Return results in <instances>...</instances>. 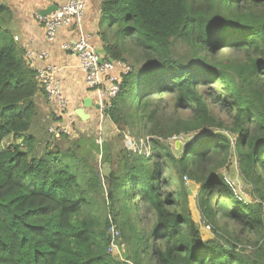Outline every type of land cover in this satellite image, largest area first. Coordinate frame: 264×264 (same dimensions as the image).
<instances>
[{"label":"trees","instance_id":"trees-1","mask_svg":"<svg viewBox=\"0 0 264 264\" xmlns=\"http://www.w3.org/2000/svg\"><path fill=\"white\" fill-rule=\"evenodd\" d=\"M100 7L105 57L132 64L104 114L122 134L146 136L141 149L120 150L105 177L87 154L107 152L103 161L112 165L108 140L77 138L75 148L93 145L86 155L50 144L37 152L29 132L35 96L46 93L2 32L9 8L0 2V264H264V0H101ZM181 135L189 137L176 150L170 139ZM10 137L20 141L4 148ZM233 150L254 201L223 171ZM188 181L199 184L202 218L214 229L220 218L238 223L251 248L203 239ZM106 190L112 217L102 220L93 214L95 194ZM143 211L153 219L146 231L135 221ZM113 240L124 256L110 250Z\"/></svg>","mask_w":264,"mask_h":264},{"label":"crops","instance_id":"crops-1","mask_svg":"<svg viewBox=\"0 0 264 264\" xmlns=\"http://www.w3.org/2000/svg\"><path fill=\"white\" fill-rule=\"evenodd\" d=\"M100 1L89 0L82 26V30L91 35L92 44L99 54L102 50L105 51L103 41L98 34L102 22ZM0 2L9 8L2 19L4 33L14 38L16 44L24 51V56L29 64L36 70L49 64L58 67L57 76L63 95L75 115L70 135L76 139L82 137L98 139V131L102 128V134L107 136L108 132L105 127L108 128L110 124L114 126V123L100 109V94L87 87L79 59L62 49L63 43L74 42L78 39L79 30L63 28L59 31L57 40L49 42L36 14L54 4L49 3V0H0ZM28 51L34 52L35 56L28 58ZM39 53H46L47 56L36 57ZM35 102L38 112L33 119L29 133L33 134L40 143L42 142L40 137L42 129L48 131V128L53 124L65 120L56 115L55 108L46 94H37ZM107 139L105 138V141Z\"/></svg>","mask_w":264,"mask_h":264},{"label":"built area","instance_id":"built-area-1","mask_svg":"<svg viewBox=\"0 0 264 264\" xmlns=\"http://www.w3.org/2000/svg\"><path fill=\"white\" fill-rule=\"evenodd\" d=\"M50 2L57 6L55 11L45 16L40 13L36 14L37 19L43 24L45 36L49 42H54L57 40L59 31L63 28H77L79 30L78 39L74 42L63 43L62 49L79 59L85 74L86 85L89 89L96 90L100 94V109L104 113L112 105L113 99L120 90L123 74L130 72L132 67L126 62L103 57L94 48L91 35L82 30L89 0H49ZM34 56V52L28 51V58ZM46 56V53L36 55L39 58ZM101 57L103 58L101 59ZM57 71H59L58 67L52 64L37 70L39 82L48 100L54 106L56 115L65 120L48 128L53 137L60 138L64 134L71 133L75 115L69 108L68 100L63 95ZM99 131L100 136L97 142L102 146V128ZM111 230L120 236L114 225ZM117 245V242L113 240L110 250L113 247L117 248Z\"/></svg>","mask_w":264,"mask_h":264},{"label":"rangeland","instance_id":"rangeland-1","mask_svg":"<svg viewBox=\"0 0 264 264\" xmlns=\"http://www.w3.org/2000/svg\"><path fill=\"white\" fill-rule=\"evenodd\" d=\"M2 32H5L3 29V25H2ZM128 65H132L131 62L128 60V62H126ZM132 67V66H131ZM213 111L219 115V117L224 121V122H229L231 119L230 117H228L226 112H222L221 109H219V107H216V105H211ZM169 109L170 106H169ZM88 130H91L90 128H88ZM105 130L108 132V135H104L101 134V137L103 139V144L105 141V138H108L107 140L109 141L108 143V147L109 149V154L113 159V164L111 165L109 162H104L103 158L107 157L106 153L104 152L105 155H97L96 153H89L87 154L88 159L90 160V162L93 163V166L96 167L98 170L101 171V174L103 177L107 176V174H109V171L111 170V166H116L119 158L122 154H120V150H122L123 148H128L129 150H138L141 149L143 147L144 144H146V136H142V135H134L133 133H126L125 135L122 134L116 127V125H109L108 128L105 127ZM69 133V134H64L63 136H61L60 138H55L53 137L49 131L42 129L40 132V137L42 139V142H38V153L39 154H43L44 152V148L47 144H50L51 147L53 148H57V146L61 147L63 150H66L70 147H74V150L78 151L81 155H86L87 151H90L88 149V147H92L93 145L87 141L85 143H83V147L82 149L79 148H75L76 144H75V140L76 138H73ZM98 138L100 136V131H98ZM105 137V138H104ZM189 137V136H188ZM187 136L181 135V136H174L170 139V142L172 145H174V148L177 150L179 149L183 142H185L186 139H188ZM19 142V139H12L11 137L9 139H7L4 144L3 147L4 148H12L13 147V142ZM145 149V148H143ZM87 158V157H86ZM227 179L233 184L235 185V189L237 191V193H239L244 200L246 201H254L251 197H250V187L249 185H247L241 178L240 176V169H239V161L237 158V154L236 152L233 150L232 151V155L230 157L229 160V164L226 168L223 169ZM188 189L190 191L189 194V210L191 212L192 218L193 220L196 222V224L198 225V227L201 230V234L203 239L205 240H214L215 242H221V243H234L237 242L239 243V246L242 248H251L252 246L250 245L251 242H253V237L250 236L249 232L246 230H242L241 229V225H239L238 223L231 221V220H226V219H219V224L216 227V229H214V227L212 226L211 223L205 221L202 218L201 212L197 206V193H198V189H199V184L192 182V181H188ZM105 187V186H104ZM96 198L98 199V204H97V208L96 210H93V214L95 216H99L102 220H104L105 216L108 215L110 218L112 217V209L108 208L110 203H109V199H108V193L107 190L106 191H100L97 192L96 194ZM142 216L143 219L141 222H139V220H135L136 224L138 226H140L142 228V230L146 231L147 229H149L151 223L153 222L151 219L152 217H150L149 215H147L144 211L142 212ZM115 224V223H114ZM116 227V230L119 232V234L121 235V231L118 228V226L115 224L114 225ZM111 234L113 235V239H115L117 241L118 235H116L115 231H112L110 229ZM112 242V241H111ZM114 250V255L116 256H124V250L126 251L125 246H119V244L117 245V248L113 247Z\"/></svg>","mask_w":264,"mask_h":264},{"label":"water","instance_id":"water-1","mask_svg":"<svg viewBox=\"0 0 264 264\" xmlns=\"http://www.w3.org/2000/svg\"><path fill=\"white\" fill-rule=\"evenodd\" d=\"M56 9H57V6H56V5H52V6L48 7L47 9L42 10V11L40 12V14H41L42 16H45V15L50 14L52 11H55ZM99 52H100V51H99ZM100 54H101L103 57L107 55V53H106L105 51H103V50L101 51ZM103 57H101V59H102Z\"/></svg>","mask_w":264,"mask_h":264},{"label":"bare ground","instance_id":"bare-ground-1","mask_svg":"<svg viewBox=\"0 0 264 264\" xmlns=\"http://www.w3.org/2000/svg\"><path fill=\"white\" fill-rule=\"evenodd\" d=\"M69 134V133H68Z\"/></svg>","mask_w":264,"mask_h":264}]
</instances>
